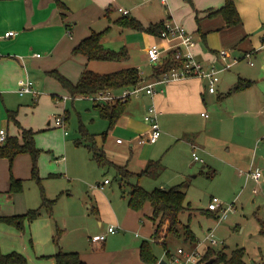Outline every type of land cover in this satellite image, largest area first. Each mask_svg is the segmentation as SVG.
Instances as JSON below:
<instances>
[{
	"label": "crops",
	"instance_id": "obj_1",
	"mask_svg": "<svg viewBox=\"0 0 264 264\" xmlns=\"http://www.w3.org/2000/svg\"><path fill=\"white\" fill-rule=\"evenodd\" d=\"M145 1L0 0V96L2 97L0 123L5 124L6 122L7 128L5 129L9 135L20 136V127L8 117L9 110H16L19 122L25 127L33 128L36 131L34 135L36 138L39 132H37V128L44 131L50 127H61L62 136L65 137V140H68L67 137L70 133L67 127H70L69 124L73 123L75 117L85 129L84 134L80 132L78 140L75 141L78 147L83 146L86 141L88 144L85 147L89 150L91 156V158L90 156L87 158L83 156V152L77 153V158L80 159L78 162L82 168L81 174L84 173L87 177L83 180L87 190L85 191V194L87 192V200H85L87 208L84 211V216H93L97 224L93 226L92 220L87 219L75 224H68V222L73 221L70 216H77L78 211L70 215L68 213L64 218V227L57 226L56 232L61 230L58 240L54 239V233L53 240L58 245L56 251L59 248L77 250L87 264H151L142 259L141 244L144 239L154 241L153 236L159 221L158 218L156 220L153 218V208L149 201L140 209L132 208L128 204L127 196L120 194L109 185L111 180L105 183L106 178L103 181H97V183H104L103 186L90 183L96 179L95 176L100 175L99 168L101 167L98 164V169L94 166L97 160L93 157L90 145L94 144L99 150H102L109 160V163L101 165L126 166L134 172L144 168L151 159H160L162 167L157 175H152L158 176L165 168L172 166L171 162L167 161L163 164L161 160L171 148L172 143L180 141L187 149L191 148L192 155L193 150L198 148L204 150L203 145L197 140V138H200V134H195V125L191 115L201 112V117H209V115L203 113L207 105L205 94L206 92L217 93L218 91V87L216 91L209 90L206 77H188L173 80L163 84L165 87L163 92L158 91L154 94H149L145 89H142L138 94L129 96L125 111L110 127L109 119L101 114L96 106V100L84 95L73 96L56 77L48 73L52 69H57L76 82L86 68L99 72H109L136 65L139 67L142 77L141 84L153 80L155 64H149L151 60L147 48L152 43H157L160 47L161 57L165 58L172 55L173 50L180 42V36L166 37L142 30L146 43L141 47L144 58L139 61H135L130 47L126 44L124 45L129 47L130 56L123 60L88 59L84 54L73 53L74 46L89 35L92 30H102L108 25L118 26L121 31H128L130 35L135 34L133 31L139 29L123 28L115 22V19L123 14L134 15L144 24L160 20L165 23L170 22L166 17H158L152 8H147L149 11L144 12ZM149 1L153 2V0ZM224 1L200 0V2H197L198 7H194V29L199 32L203 39L213 30H219L222 34L220 49L205 50L199 42H196L193 46L196 58L206 68H219V74L223 70H229L235 63L244 59L247 52L250 55L251 52L255 53L257 50L253 45L250 33V14L245 8L244 1L236 0L242 18L239 24H227L219 14L206 15L210 8L220 7L224 4ZM161 2L169 5V0L167 2L161 0ZM257 3H259V10L256 19L259 24L264 25V0H257L254 4L257 5ZM120 7L127 9L128 12L124 13ZM173 23L175 24V22ZM8 30H15V34L5 35ZM263 36L264 34L262 39ZM102 41L104 43V37ZM222 49L228 50L229 55L223 57L221 54ZM233 54H239V59L229 67H225L226 63L232 61L235 57ZM147 64H149V67H146ZM261 68H264V64ZM27 77L34 81L35 87L39 90L37 93L26 92L21 94L18 92V88ZM229 88H232V86ZM12 92L28 97L15 102L9 96ZM121 92V89H118L113 93L117 95ZM57 98H59V103L54 102ZM30 99L35 103L29 104V101L26 100ZM43 101H49L52 103L53 108L60 110L59 114H56L52 119L51 117L48 118L50 112L45 114L47 125L44 126L46 127L39 126L34 119L35 113H37L38 107ZM152 102L156 103L160 111L159 122L162 133L155 142L149 140L141 142L140 138H147L149 134L150 127L145 121L144 115ZM27 110L32 117H27ZM61 114L65 116L64 126H59L55 122L56 117ZM11 124L15 125L12 133L9 131ZM206 126L205 123V126L203 125L201 129ZM47 131L51 134L50 130ZM120 137H122V140H118ZM26 153H18L12 161L7 156L0 157V190L10 191L12 177L22 179L27 175L22 168L24 162L31 164L32 171V158L30 160V158L24 156ZM194 161L201 160L194 159ZM201 162H205L204 159ZM52 175L56 174L52 173ZM185 184H187L185 185L187 192L190 182H185ZM119 185L123 186L121 180H119ZM71 189L74 190L73 186H71ZM90 191L92 193H89ZM70 193L73 194V192ZM77 209V205L73 207V210ZM0 215L8 214L0 212ZM110 225H115L117 230L107 232ZM0 228L3 229V231H0V245L4 252L17 250L24 255L29 253V251H26L20 245L11 243L8 239L13 240L12 242L19 240L18 232L14 227L0 223ZM91 232H94V235L107 232V236L104 240L93 241ZM198 239L197 235L196 240L188 241L185 239L186 244L179 245L178 248L192 249L199 246L205 252L208 243L197 244ZM160 240L162 241L161 238ZM55 252L51 254L49 264H55ZM170 252L172 251L170 250Z\"/></svg>",
	"mask_w": 264,
	"mask_h": 264
},
{
	"label": "rangeland",
	"instance_id": "obj_2",
	"mask_svg": "<svg viewBox=\"0 0 264 264\" xmlns=\"http://www.w3.org/2000/svg\"><path fill=\"white\" fill-rule=\"evenodd\" d=\"M198 1L200 2V0H169V5H165L161 0H153V2L146 0L143 11L148 12L152 8L158 17H166L170 22L184 26L205 50L220 49L222 34L219 30L209 32L203 39L194 29V7H198ZM242 1L245 2V8L250 14V33L254 48L258 51L251 52L229 70L220 72L217 93L206 92L205 94L207 105L204 112H207L209 117L204 115L201 117V112L191 115L195 134H200L197 140L204 148V150L198 148L197 153L205 162L194 161L191 148L187 149L180 141H176L161 159L163 164L168 161L172 166L165 168L158 176L143 174L138 181L147 189L170 187L178 182H190L186 195V204L189 206L180 214L182 222H189L200 240H204L205 231L209 227L213 228L218 240L215 248L219 249L227 245V250L231 251L235 246H244L246 264H264V236L260 232L259 225V218L264 217V68H261L264 64L262 39L264 25L259 24L256 19L259 3L257 5L254 3L257 0ZM143 31L135 30L133 31L135 34L130 35L128 31H121L118 26L111 25L104 36V43L115 49L126 44L130 47L135 61H139L144 58L141 50L146 43ZM178 36L169 32L166 37ZM233 56L239 58V54H233ZM165 59L162 58L161 63ZM150 63L153 62L149 61ZM149 64L146 67H149ZM239 76L251 80V83L245 88L234 91L233 86ZM192 77L199 76L192 75ZM231 86L232 88H229ZM9 96L15 102L28 97L16 92L10 93ZM1 98L0 96V105H2ZM59 98L54 102L59 103ZM26 101H29V104L35 103L32 99ZM38 108L34 119L41 127L47 125L46 113L50 112L48 118L52 119L60 112L59 109L53 108L49 101L41 102ZM27 117H32L28 110ZM72 122L69 124L70 127H67L70 133L68 140L62 136L61 127L47 129L51 134L47 130L35 128L37 132L39 131L37 138L35 137L36 143L42 148L37 160L40 181L32 176L31 164L24 162L22 168L27 175L22 177L23 188L18 191L0 190V212L17 215L39 207L40 212L33 220L24 217L21 223H17L0 218V223L17 230L19 240L12 242L13 240L8 239L11 243L29 251L30 254H25L28 264H49L51 254L58 248L56 241L53 240V233L56 234L57 226L64 227V218L68 213L70 215L78 211L77 216H70L73 221L68 224H75L85 219L92 220L93 226L97 224L93 216H84L87 208L85 202L87 190L83 180L87 177L84 173L81 174L82 168L79 165L80 159L77 158V153L83 152V156L88 158L90 152L85 147L88 144L86 141L83 143L84 147L76 145L75 141L78 140L79 133L84 134V132L80 128L81 124L77 121V117ZM205 123L207 126L201 129ZM1 127L7 128L6 122L5 124L1 122ZM9 128L12 133L15 125L11 124ZM24 156L30 160L32 158L28 152ZM97 164L101 167L99 168ZM94 166L99 168L100 175L95 176L97 180L90 183L95 185L97 181L108 178L111 180L109 185L117 192L128 195L130 188L127 184L119 185L115 167L101 165L97 161ZM255 169L262 171L259 181L251 175ZM43 191L49 198H57L53 213L42 205ZM212 196L220 199L223 208L231 206L232 209L225 215L222 209H218L215 211L216 216L202 212V209H207ZM76 205L78 209L73 210ZM190 212H192L191 215ZM166 226L167 224L163 225V231L160 234L164 233ZM0 231L3 229L0 228ZM91 235H94V232H91ZM166 239V244L160 239H154L152 242L154 252L159 259H169L166 247L172 252H177L179 245L186 244L183 235L170 233Z\"/></svg>",
	"mask_w": 264,
	"mask_h": 264
},
{
	"label": "trees",
	"instance_id": "obj_3",
	"mask_svg": "<svg viewBox=\"0 0 264 264\" xmlns=\"http://www.w3.org/2000/svg\"><path fill=\"white\" fill-rule=\"evenodd\" d=\"M216 14L221 15L225 22L230 25L239 24L242 21L240 12L238 10L236 0H225L224 4L218 8H210L206 15ZM199 20V18H198ZM115 22L122 27L135 28L139 30L148 31L157 35L167 36L169 34L166 23L163 20L150 22L144 24L139 18L130 14H123L115 19ZM111 25H108L102 30H92V32L81 39L73 48V53L84 54L88 59H103V60H123L130 56L128 47L126 45L121 46L119 49L110 48L104 45L102 39L108 32ZM166 59L162 63L155 65L153 68V78L160 77L167 69L176 64V59L172 55L165 57ZM51 75L56 77L61 84L68 89L73 95H90L100 91L114 92L118 89L121 91L125 89H131L141 84L142 77L139 67L136 65L126 66L120 69H116L109 72H99L90 68H86L78 81L74 82L66 75L52 69L48 71ZM251 83V80L239 77L237 83L234 86V90H240L245 88ZM129 96L126 98L117 97L109 100H96V106L99 108L101 114L109 119V126H113L116 120L122 115L126 109ZM16 110H9L8 117L14 121L21 129L19 135H9L7 139L0 143V157L7 156L12 161L14 157L21 152H30L32 155L33 166L32 176L40 181L38 173L37 160L41 151L36 145L35 130L31 127L23 126L17 119ZM83 132L85 129L80 127ZM90 149L93 152V157L100 164H107L109 160L104 155L102 150H99L94 144L90 145ZM116 177L122 181L123 185L127 184L130 188L127 195L128 204L135 209H140L144 204L149 201L153 208V218L157 223L154 239H162L166 244L165 236L173 233L176 235H183L188 241L196 240V234L193 231L189 222L183 223L180 219V214L186 208V188L185 182L174 184L170 187H155L153 189H147L139 183V176L142 174L157 175L162 167L160 159H151L147 165L138 172H134L128 169L126 166H115ZM23 188L22 179L12 177L10 190L18 191ZM43 188V187H42ZM57 198H49L43 191V201L47 210L52 213ZM213 209H202V212L213 214L216 216ZM40 210L38 208L29 209L26 213L17 215H4L0 218L21 223L24 217H28L30 220L37 217ZM192 212H190V215ZM219 216V215H218ZM167 224L164 233L163 225ZM260 232L264 236V217L259 218ZM61 230H58L54 239L58 240V236ZM166 251L170 256V250L166 247ZM246 249L244 246H235L231 251L227 250V245H223L222 248H215L214 246H208L203 254L204 264H246L245 261ZM55 264H87L84 261L80 253L77 250H64L59 248L55 254ZM141 257L148 263L158 264L159 258L154 252L152 241L144 239L141 244ZM0 264H28L27 257L16 250L10 252H4L0 245Z\"/></svg>",
	"mask_w": 264,
	"mask_h": 264
},
{
	"label": "built area",
	"instance_id": "obj_4",
	"mask_svg": "<svg viewBox=\"0 0 264 264\" xmlns=\"http://www.w3.org/2000/svg\"><path fill=\"white\" fill-rule=\"evenodd\" d=\"M164 2H167L168 0H163ZM120 9L127 13V9H123L120 7ZM168 31L170 33L178 34L180 36V42L178 46L173 50L172 56L174 59H176V64H174L172 67L167 69L160 77L154 78L153 80L145 83L137 85L131 89H125L120 94H114L111 91H100L94 94L87 95L88 97L94 99V100H112L117 97L120 98H126L127 96H130L132 94H138L140 90L145 89V91L149 94H154L156 92H163L165 87L163 84L169 83L173 80H180L188 77H192V75L199 76V77H206L208 79V88L210 91H216L217 89V83L220 79L219 77V68H206L200 61H198L195 57L193 46L195 45L196 41L192 35L191 32H189L184 26H181L179 24H174L171 22L166 23ZM15 30H8L5 32V35L10 36L14 35ZM263 44H264V36H263ZM149 59L155 64L158 65L161 63L162 57L160 54V47L157 43H152L147 48ZM221 54L223 57H226L229 55V51L226 49L221 50ZM246 55H249L247 52ZM239 58L234 57L232 61L227 62L225 67H229L233 63L237 62ZM39 90L35 87L34 81L27 77L24 82L20 85L18 88V92L21 94L26 92H32L37 93ZM159 109L155 102H152L148 106V110L146 111L144 118L145 121L149 124L150 130L148 137H141L140 141L144 142L146 140L155 142L161 135L162 130L159 122ZM205 115H208V113L203 112ZM56 124L59 126H64L65 124V116H57L56 117ZM8 137V133L5 128H0V143H3ZM118 140H122L121 138H118ZM193 157L196 160L203 161V158L199 156L197 153V150H193ZM251 175L255 177L257 181L262 176V171L260 169H255L252 171ZM110 180L106 178L104 180L105 182H109ZM104 183H97V186H103ZM209 209H222L223 215L227 213L228 210L232 209V207H226L223 208V204L220 201V199L217 196H212L210 199V202L208 204ZM117 230V227L115 225H110L107 229V232H115ZM107 232H102L99 234H95L92 236L93 241L97 240H104L107 236ZM208 243V246H214L218 243V240L216 238V234L213 228H209L205 232L204 240L198 239V243ZM203 254L204 252L202 249L199 248V246L194 247L192 249H185L184 247H179L177 249V252L170 253L168 261L170 264H204L203 260Z\"/></svg>",
	"mask_w": 264,
	"mask_h": 264
},
{
	"label": "water",
	"instance_id": "obj_5",
	"mask_svg": "<svg viewBox=\"0 0 264 264\" xmlns=\"http://www.w3.org/2000/svg\"><path fill=\"white\" fill-rule=\"evenodd\" d=\"M158 264H170V262L166 258H161Z\"/></svg>",
	"mask_w": 264,
	"mask_h": 264
}]
</instances>
